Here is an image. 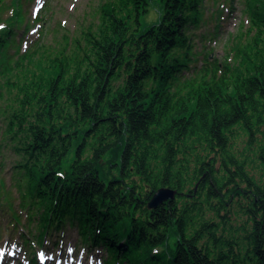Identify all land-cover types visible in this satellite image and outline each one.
Listing matches in <instances>:
<instances>
[{"label":"trees","instance_id":"1","mask_svg":"<svg viewBox=\"0 0 264 264\" xmlns=\"http://www.w3.org/2000/svg\"><path fill=\"white\" fill-rule=\"evenodd\" d=\"M26 1L13 0L15 16L0 27V97L10 83L1 78L22 74L5 134L21 157L20 207L30 228L37 222V235L24 231L42 245L76 228L106 250L105 264H264V0L242 1L248 25L231 36L224 60L206 44L196 50L207 0H116L101 5L96 32L55 29V39L22 52L16 22ZM153 1L163 13L143 26ZM231 2L213 12L203 42L221 34ZM50 4L25 35L31 21L50 30ZM41 66L53 76L38 74ZM108 156L118 173L109 179ZM161 188L176 190L175 200L150 209Z\"/></svg>","mask_w":264,"mask_h":264},{"label":"rangeland","instance_id":"2","mask_svg":"<svg viewBox=\"0 0 264 264\" xmlns=\"http://www.w3.org/2000/svg\"><path fill=\"white\" fill-rule=\"evenodd\" d=\"M13 0H5V10L2 13V23L1 28H7L12 22L16 13V8L13 5ZM40 0H33L31 2L26 1L24 3V19H21L19 23L16 22L17 27L21 28L17 33V41L21 42V51H25L28 47L33 44L39 43L43 39L45 43L50 42L54 38L53 30H58L60 33L63 29L75 35H80V28H87L89 24H93V32L97 31L101 26L100 19V7L106 3L116 4L121 1L118 0H49L51 2L50 8L53 13L48 14V29L49 31H44L40 29V24L30 25V33L24 34V28L27 22L31 18H34L37 14V7L39 6ZM243 0H233L230 5L226 6L221 13V20L218 24L220 26L221 34L212 40L207 42L202 41V37L206 34L208 30L213 31L216 27L217 21H215V16L212 17L213 12L224 6L225 0H207L204 7H206V14L204 20H207L199 29L195 31V42L196 50L201 51L204 44L208 49H213V56H217L222 60L225 59L226 55L233 54L228 48L227 44L231 36H236L239 32L241 23L248 25V17L243 14L244 4ZM221 6V7H220ZM149 14L143 19V26H149L158 23L163 13V6L158 1H153L150 6ZM222 10V8H221ZM119 12H122L121 10ZM9 20L11 21L9 23ZM214 22H213V21ZM248 28V27H246ZM5 49V55L7 57L13 56L15 48ZM2 55L0 54V58ZM200 60V59H199ZM232 60V59H231ZM201 65V62L197 63ZM5 63H0L1 67H4ZM0 67V68H1ZM38 74L48 76V79L53 76V73H48L46 71L39 72ZM22 74L18 70H13L7 75L5 82L10 79L9 85L4 87L1 92L0 97V264H32L31 260L36 256V261L39 255H44L46 262L44 264H103L104 259L108 256L106 250L101 247L86 245L79 237L76 228H65L58 233L52 234L50 237L44 239L42 245H39L37 237L36 219L32 222V232L35 234L31 236L28 230L25 232L23 226L29 225L28 212L20 207L21 198L16 187L13 186V175L14 166L17 161L21 160L20 156L14 150L9 137H6V131L8 130V114L5 111L9 106L13 104L15 94L17 92V84L21 83L18 78ZM247 144V138L241 134L235 140L234 148L242 152ZM75 154V146L70 151L67 163L70 164ZM111 157L106 158L103 164V169L106 172L111 170V174L107 175V178H112L113 175L117 176V171L110 168L109 160ZM116 168V167H115ZM117 173V174H116ZM103 179L106 177L103 176ZM108 181V180H107ZM3 182V183H2ZM11 209L18 213L21 217V222L19 224H13ZM3 210V211H1ZM235 224V223H234ZM18 227V228H17ZM17 228V229H16ZM29 225V232H30ZM32 234V235H33ZM25 238H30L29 242L24 241ZM35 261V262H36ZM39 264V263H36Z\"/></svg>","mask_w":264,"mask_h":264},{"label":"water","instance_id":"3","mask_svg":"<svg viewBox=\"0 0 264 264\" xmlns=\"http://www.w3.org/2000/svg\"><path fill=\"white\" fill-rule=\"evenodd\" d=\"M177 193L178 192L176 190L170 188H161L154 194L153 198L148 204V207L153 209L167 201H173L175 200Z\"/></svg>","mask_w":264,"mask_h":264}]
</instances>
